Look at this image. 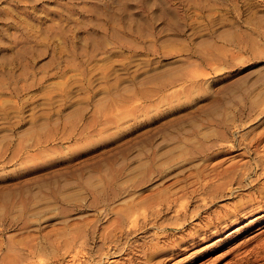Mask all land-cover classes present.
I'll return each instance as SVG.
<instances>
[{
  "label": "rangeland",
  "instance_id": "374dc122",
  "mask_svg": "<svg viewBox=\"0 0 264 264\" xmlns=\"http://www.w3.org/2000/svg\"><path fill=\"white\" fill-rule=\"evenodd\" d=\"M40 259L264 264V0H0V264Z\"/></svg>",
  "mask_w": 264,
  "mask_h": 264
},
{
  "label": "bare ground",
  "instance_id": "6f19581e",
  "mask_svg": "<svg viewBox=\"0 0 264 264\" xmlns=\"http://www.w3.org/2000/svg\"><path fill=\"white\" fill-rule=\"evenodd\" d=\"M262 170V169H261ZM134 218H136L135 216H134ZM131 220V219H130ZM135 220V219H134ZM136 221V220H135ZM134 223V222H133ZM132 223V224H133ZM148 246V245H147ZM146 247V246H145ZM143 248V247H142ZM147 249H148V251H147V255L148 256H152L153 254H156V253H158L159 252V250H161L162 248L160 247V246H158L156 243H151V245L149 244V246L147 247ZM142 250H144V249H142ZM141 250V252H143ZM144 254H145V251H144ZM41 260V259H40ZM38 261V263L37 264H44V260L42 261ZM15 261V260H14ZM130 261V260H129ZM18 264H23V262H21L20 260H18V262H17ZM126 264H132L131 262H127Z\"/></svg>",
  "mask_w": 264,
  "mask_h": 264
}]
</instances>
